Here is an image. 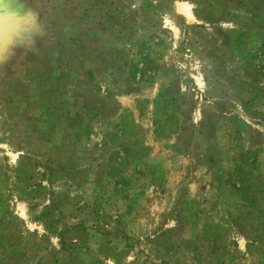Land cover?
Masks as SVG:
<instances>
[{
  "label": "rangeland",
  "instance_id": "1",
  "mask_svg": "<svg viewBox=\"0 0 264 264\" xmlns=\"http://www.w3.org/2000/svg\"><path fill=\"white\" fill-rule=\"evenodd\" d=\"M37 1L0 264H264V0Z\"/></svg>",
  "mask_w": 264,
  "mask_h": 264
},
{
  "label": "clouds",
  "instance_id": "2",
  "mask_svg": "<svg viewBox=\"0 0 264 264\" xmlns=\"http://www.w3.org/2000/svg\"><path fill=\"white\" fill-rule=\"evenodd\" d=\"M35 13L22 7V0H0V55L10 51L33 30Z\"/></svg>",
  "mask_w": 264,
  "mask_h": 264
},
{
  "label": "flooded vegetation",
  "instance_id": "3",
  "mask_svg": "<svg viewBox=\"0 0 264 264\" xmlns=\"http://www.w3.org/2000/svg\"><path fill=\"white\" fill-rule=\"evenodd\" d=\"M22 7L35 13V25L33 30L25 38L21 39L10 51L0 55V76L5 75L16 67H19L36 48L40 36V18L37 11V0H22Z\"/></svg>",
  "mask_w": 264,
  "mask_h": 264
},
{
  "label": "bare ground",
  "instance_id": "4",
  "mask_svg": "<svg viewBox=\"0 0 264 264\" xmlns=\"http://www.w3.org/2000/svg\"><path fill=\"white\" fill-rule=\"evenodd\" d=\"M181 9H182V8H181ZM186 12H187V11H186ZM186 12H185V13H186Z\"/></svg>",
  "mask_w": 264,
  "mask_h": 264
}]
</instances>
